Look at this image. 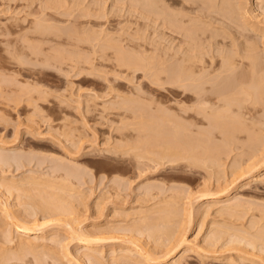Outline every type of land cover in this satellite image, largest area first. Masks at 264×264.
<instances>
[{"label":"rangeland","instance_id":"obj_1","mask_svg":"<svg viewBox=\"0 0 264 264\" xmlns=\"http://www.w3.org/2000/svg\"><path fill=\"white\" fill-rule=\"evenodd\" d=\"M58 1L61 6L51 8ZM140 1L0 0V159L7 161L5 167L0 163V246L15 254L17 261L13 264H79L76 257L84 250L79 239L83 232H93L95 238L105 240L90 251L98 261L86 264H116L111 257L123 256L131 246L128 240L134 238L160 260L159 264H172L186 248L194 253L181 264H264V85L257 97L256 112L249 115L256 122L250 119L247 135L237 142L242 150L231 147L234 152L223 154L222 159L227 158L217 159L209 169H187L186 175L191 178L184 181L175 170L178 155L166 150L180 139L174 120L178 94L175 88L155 82V78L164 80L163 56L172 57L184 41L181 35L164 28L162 15L158 13V18ZM182 1H171V8L199 18L198 0L192 5H182ZM212 3L217 11L216 4L221 0ZM227 4H236L232 7L239 12L246 10L248 18L232 24L233 19L227 23L215 16L220 23L214 16H208L209 21L200 15L202 23L208 22L197 25L194 19V24L208 28L203 27L204 37L213 30L216 40L222 35L220 40L225 38L227 48L236 38L231 42L235 46L228 48L235 56L243 46H253L257 54L253 55L264 63V0H230ZM156 5L155 12L164 2ZM235 22H240L244 33L234 29L238 25ZM85 30L91 36L89 41ZM91 30L100 35H93ZM52 31H59L58 37ZM183 46L178 55L186 49ZM122 52L140 58L137 61L142 68H119L121 57H117L124 55ZM259 68L264 70V64ZM162 115L163 119H173L174 127ZM19 154L26 159L25 164L28 160L30 164L17 171L8 167V161ZM149 158L160 164H153L154 171L147 162ZM170 160L174 164L169 165ZM259 161L262 170L254 171ZM60 163L66 168H79L76 173L80 175L69 185L57 182V189L52 190L50 172ZM239 169L243 176L237 173ZM254 175L261 181L251 182L245 189L243 184L247 185ZM230 182L229 193L220 195ZM203 193L216 198H197ZM56 198L66 203L62 205ZM46 201L56 204L59 215L40 220L43 232L30 237L34 253L24 245L25 249L20 245L19 250L18 234L9 229L11 221L4 217L3 209L18 218L39 217L47 214L49 207H43ZM188 205L192 207L190 212ZM5 229L11 231L5 235L7 239ZM9 239L11 244L6 242ZM51 239L55 240L53 244ZM179 240L185 241L166 256L167 248ZM16 248L20 252L16 253ZM130 257L133 259L120 263L137 264L133 260L144 259L139 254Z\"/></svg>","mask_w":264,"mask_h":264},{"label":"bare ground","instance_id":"obj_2","mask_svg":"<svg viewBox=\"0 0 264 264\" xmlns=\"http://www.w3.org/2000/svg\"><path fill=\"white\" fill-rule=\"evenodd\" d=\"M138 1H140V0H136V2H138ZM142 1H140V3L142 2V4H143L145 2L144 3L145 7H146V4H147V6L149 5L148 7L151 10L149 8L148 9L151 12H153V10H154L153 13H157L156 16L158 15V13H159V15H162L163 16V17H161L162 23H163L162 25L165 26L164 28L168 29L167 31H169V33L172 32V34H175V35L178 34L179 36L181 35V39H183V41H184L183 45H186L185 46L186 49L183 50V52L181 51L182 52V55L180 54L181 56L178 55L180 48L183 46V45L181 46L180 43L178 45H180L181 47L179 46L180 48L176 52H174V50H173L174 55L172 57H170V56L164 57L163 56V58H165V59H162V60L164 61V65L166 64L164 69L162 68V75H164V80L162 79V81H161V80H158V78H155L156 80L154 79L155 82L156 81L158 82V83L156 82V84H158L160 86L166 85V86H168V88L170 87L171 90H172V88H175L176 93L178 94L177 114H176V117L175 116H173V117H175L174 120H175V122H177L176 127L178 128V131L180 132V136H179L180 139L178 140V143L175 146L170 145L166 148V150L170 151V154L172 156L178 155V163H176L175 170L177 169L179 175L183 178L184 181H186L185 180L186 178H191L190 176L188 177L186 175L187 169H195V168H203V167L209 169V167L212 166V163H216L215 161H217V159H219V160L224 159L225 160L227 158V156H225V158L222 159L223 154H227V153L230 154L231 152H234V151H231L230 148L233 147V149H234L235 147H238L239 144H237V142L239 143L240 137L242 135H247L246 126L249 124L248 122H250V119H251V118H249L250 117L249 115L252 111L256 112L255 109H257L256 105L258 103L257 97L260 95L262 85H264V84H262V83H264V80H262V78H264V70L259 68V67H262V64H264V63L260 62L261 63L260 64L258 62L259 60L256 59L255 55H253V54H256V52L253 51V49H254L253 46L249 45L248 46L249 48L247 47V49H245L246 45L244 43H241L242 46H243V44L245 45V46H243L242 49L240 48L243 51L240 50L241 53L239 52V54H237V56H235L232 53V51H229V50H231L230 46L233 45V44H231V42L235 43L234 40H236V38L233 39L234 36L232 38L233 41L228 42V43H230V45H228L229 46L228 47L229 50H228V48L225 44V41H224L225 38L223 37L222 40H220L222 35L219 38L220 41L216 40L215 39L216 35H215V38H214V36H212V34H213L212 32L214 31L213 30L211 32V35L209 34L208 36L204 37L206 34L205 30H207L208 28L206 29L205 26H203L205 28V30H204L203 27L200 28V26H197V25H201V24L204 25L205 24L204 22H206V23L208 22L207 20H204L202 23L200 15H202L201 16L202 18H205V17L208 18V16H210L211 17L210 19H213L212 16H214V17L215 16H219V17L221 16L226 20V22H227V20L229 22L233 19L231 21V23L235 20L237 21V19L240 21L242 19L248 18L249 13L246 10H241L244 7L241 8V6H240V8H241L240 10L242 12H239V10H236L235 7H232V6H235L236 4L231 6V5L227 4V3H229L230 0L229 1L228 0H225V1L221 0V3L216 4L217 5L216 6L217 11H214L213 9H215V8H213V7H215V6L210 5V3H212V0H198L199 3L197 4L198 5L197 7H198V10L200 9V11H197V10L196 11L198 13H200V15H197V17H199V18H197V19L194 18L195 20L198 21L197 23H199L196 25V24H194L196 22L193 21L194 20L193 17L191 18L189 16V14H188L189 12H187V14H183L182 13L183 10L181 12H178L176 10L174 11L171 8L170 2L173 0H142ZM158 1L164 2V6H163L164 8L162 7V5H160L162 7V10H161L160 6H159L160 8H157L163 13H161L159 10L155 12L154 8L158 7V5H156L159 3ZM175 1H177V0H175ZM195 1L196 0H194V2L191 0H183L181 4L184 5V3H187V4L192 5L195 3ZM60 3H61L60 1L54 2L52 4L51 8H58L59 6H61ZM175 3H177V2H175ZM214 3H215V1H214ZM214 3H212V4H214ZM232 3H234V2H232ZM244 4H242V5H244ZM191 5H190V7H191ZM152 6H153V9H152ZM229 6L232 7V10L229 8ZM181 7H183V6H181ZM186 8H185V11H186ZM190 9H191V11L190 10L189 11H190V14L192 15L193 10H192V8H190ZM228 9L230 11V14L233 15L232 17L228 13L229 12ZM218 10L221 12H219ZM226 11H228V12H226ZM148 12H146V13H148ZM225 12H226V14H225ZM214 13L217 15H215ZM100 14H102V13L100 12ZM100 14H99V16H100ZM148 15H149V13H148ZM159 15L157 16L158 18H159ZM195 15H196V13H195ZM150 16H151V13H150ZM96 17L98 18V16H96ZM221 17H220V19H221ZM229 17H231V18H229ZM184 18H185V20H184ZM215 18H218V17H215ZM210 19L208 18L209 21H211ZM220 19L218 20L219 22H220ZM225 20H222V21L225 22ZM212 21H214V20H212ZM237 22H235L236 24L234 23L235 26L238 24L237 27L234 29L240 28L241 30H238V32L240 31L242 33L243 29L239 25L240 22L239 23H237ZM209 23H211V25H214V24H212V22H209ZM224 24H222V25H224ZM206 25H207L206 27H209V24H206ZM229 27H231V26H229ZM210 28H212V27H210ZM86 32H87V34L84 32V34H86L85 39H86V41H89L91 39V36L88 34L89 31H86ZM90 32L92 33L94 31L91 30ZM102 32H104V31H102ZM240 32H239V34H240ZM58 33H59V31H55L54 33L52 31V34H54L55 36H57ZM235 33H237L236 30H235ZM107 34H106V36H107ZM215 34H216V32H215ZM93 35L96 36L97 33L94 32ZM98 35H100V33ZM219 35H220V33H219ZM238 36L240 37V35H238ZM242 37H243V39H245V36H242ZM167 38H169V37H167ZM173 39H174V37H173ZM180 42L182 43V41H180ZM245 42H246V39H245ZM174 44H175V41H174ZM233 46H235V45H233ZM116 47H118V46H116ZM185 47L183 46V48H185ZM118 48H120V47H118ZM118 48H116L117 49L116 51L119 50ZM166 49L168 50V48H166ZM121 50L122 49L120 48V51ZM124 50H125V48H124ZM167 52L168 51H166V54H170V55L172 54V53H167ZM120 53L118 54V56L120 55ZM175 53H177V54H175ZM234 53H235V51H234ZM123 54L124 55L121 54V56L117 57V58L121 57L120 58L121 60L119 59V61H118V59H117V61L120 63V66L118 65L119 68L125 66V68L127 70L134 69V71H138L139 66H140V69L142 68L141 62H140V65L138 63L140 58L134 59V58H136V55L134 57L133 55L131 56L130 54H128L129 56H127V54H125V53H123ZM163 54H165V52ZM176 55H178V57ZM131 57L133 60L131 59ZM142 57H143V55H142ZM136 61L138 64L136 63ZM140 61H141V59H140ZM170 61H172V63ZM142 65H144V64H142ZM160 81L162 82V84ZM159 82H160V84H159ZM254 112H252V113H254ZM166 113L168 114V112H166ZM166 115H164V117ZM161 118L163 119V115L161 116ZM168 118H169V116H168ZM169 119H172V117ZM148 120H150V119H148ZM163 120L168 121V122L170 121V123H171L173 119L168 120L167 118H165ZM253 120H254V118L251 119L252 123L256 122ZM151 121H152V119H151ZM172 124H173V122H172ZM250 124H251V122H250ZM174 125L175 124H173V127H174ZM199 126L201 127L200 129H199ZM70 142L73 143V141H70ZM72 143H70V144H72ZM240 146H239V148L241 149L242 147H240ZM73 147H75V145ZM237 150H238V148L235 151H237ZM70 158H72V157H70ZM109 159L112 161L114 160V162H115V160H118L115 158H109ZM12 160L13 161H10L11 164L8 161V165H9L8 167H14V169L17 171L24 168L27 164H30L29 160L26 162L27 164H25L24 162L26 159L23 160V158L21 157L20 154L13 157ZM118 161H116V162L118 163ZM6 162L5 161L3 162V160L0 159V163L3 164L2 165L3 167H5ZM76 162L74 164H76ZM147 162L150 163V168L152 166L153 171L155 169V166L153 167V164L157 165V167L160 165L158 162H156L150 158L147 160ZM169 162L170 163L167 162L169 165L171 163H173L172 160H170ZM260 162L262 163V161H259L258 164H257V162H256V165L253 164L254 165L253 170L255 169L254 171H256L257 169H261V166L264 165V164L261 165ZM66 164L69 165L70 163L67 162ZM59 165H61V166H59ZM64 165L60 163L57 165L58 167H53V169L50 172V176L48 175L50 177L49 180L52 178V181L50 180V186H49L52 190L57 189V184L59 182H62L63 184L67 183L69 185L70 184L69 182L72 179H74V178L76 179V177L80 175L79 173H76V172H79L81 170H79V168L75 167V165H74V167H75L76 171H75V169H73V166H71L72 168H66V167H63ZM72 165H73V161H72ZM144 165L147 167L148 164H143V165L141 164V166H143V167H144ZM163 165H165V164L163 163ZM6 166H7V164H6ZM205 168H204V170L207 171ZM241 170L242 169H239L237 173L240 176L241 175L243 176V174L239 173V171H241ZM253 170H251V171H253ZM240 176H238V178H240ZM30 179L34 180L33 177H31ZM257 181H261V180L259 177L254 175L251 177V180L247 183V185L243 184V187L246 186L245 189H247L251 182H257ZM230 184H232V183L230 182L229 185L224 186L225 188L222 189V192L220 195H222V194L227 195L229 193V190H231L229 187ZM70 188H72V186ZM74 189L75 188H73V190ZM71 190H70V192H71ZM209 197H210V199L216 198V196H214V194H205L204 195V193L202 194V196L200 195L197 198L203 199V198H209ZM56 199H57L56 201H58V203H62V205H64L66 203L62 198H56ZM190 205H188L189 208H187V209H189V212L192 208L191 207L192 205L191 206ZM55 206H56V204L53 201H48V202L46 201L43 204V207H49L47 210V214H42L39 217H37V216H27L26 217V216L18 215V216H20L19 217L20 219L18 217H15L12 213L10 214L8 212L9 210L7 211V209H3L4 217H7V220H9V222L11 221L10 225L12 228L10 227L9 229H12V231H14L13 234L14 233L18 234V236L16 237L17 241L19 242L18 243L19 244L18 249L20 248V245H21L22 249H25L24 247L26 246L28 248L30 247L29 251L32 250L33 251L32 253H34V250H36V248L30 244V242H31L30 237L33 235H39L43 232L42 229L44 227V224H41L40 220L45 219L47 217H50V215H59ZM235 206L239 207L240 205H235ZM237 207L231 206V208H237ZM228 208H230V207H227L226 209H228ZM67 222H65V223H67ZM189 223H190V220H188V224ZM68 224L69 223H67V225ZM9 231H7V229H5V231L3 233L4 236L5 235L8 236V234L11 232V231L10 232ZM83 234H85V233L83 232L81 236L79 235V239L81 240L80 243H82L84 250H82V252L79 253V257L75 256L76 258H78L77 260L75 257H74V259L79 264H86V263H91V261H98V258L95 257L96 255H93L91 253L93 250L92 248H94L93 245L97 246V243L99 244L100 242H104L105 240L95 238L93 236L94 235L93 232H92V234L90 232H86L85 235H83ZM7 236H5L6 239H7ZM133 237H134V235H133ZM52 240L53 239H51V241H50L51 244H53L55 241V240H53V241ZM77 240H78V238H77ZM129 240H128V243H129V245H131V246H129V248H131V249H129V248L125 249V251H124L125 253L123 254V256L118 255L116 257V255H113L115 257H111V260L115 261L116 264H121L120 262H123L124 260H127V259H133L132 257H130L132 254H139L140 256H142L144 258L143 260H138V259L133 260L134 263H137V264H145L146 261L151 263V264L161 263L160 260H158V258L152 257L151 251L149 249L142 248L139 245L140 242L138 241V239H136L137 241H135V238H134V241L131 239H129ZM184 241L179 240L176 244H174V245L172 244L169 248H167L166 256L170 255L174 251H176L182 245V243H184ZM6 242L11 244L12 240L9 239ZM23 245H24V247H23ZM31 246H32V248H31ZM33 248H35V249H33ZM18 249H17L16 253L20 252V251H18ZM49 249L52 250L51 248H49ZM19 250H21V248ZM14 253H15V251H14ZM193 253L194 252L190 248L184 249L182 255L179 258L173 260L172 264H181L183 262V260L189 259L190 256L193 255ZM67 254H69V253H65L66 256H67ZM14 255L15 254H13L12 250L9 251L8 247L0 246V264H9V263L13 264L12 261L16 260L14 258ZM67 257H69V256H67ZM121 260H123V261H121ZM129 264H132V263H129Z\"/></svg>","mask_w":264,"mask_h":264}]
</instances>
